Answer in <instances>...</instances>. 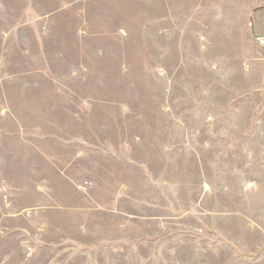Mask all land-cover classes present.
Listing matches in <instances>:
<instances>
[{
	"label": "rangeland",
	"instance_id": "rangeland-1",
	"mask_svg": "<svg viewBox=\"0 0 264 264\" xmlns=\"http://www.w3.org/2000/svg\"><path fill=\"white\" fill-rule=\"evenodd\" d=\"M0 264H264V0H0Z\"/></svg>",
	"mask_w": 264,
	"mask_h": 264
}]
</instances>
